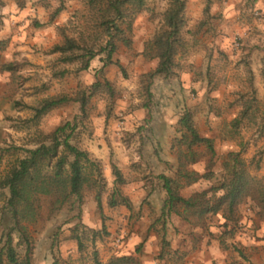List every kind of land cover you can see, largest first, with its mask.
Returning <instances> with one entry per match:
<instances>
[{"label":"rangeland","instance_id":"374dc122","mask_svg":"<svg viewBox=\"0 0 264 264\" xmlns=\"http://www.w3.org/2000/svg\"><path fill=\"white\" fill-rule=\"evenodd\" d=\"M1 1L38 5L29 24L20 23L21 29L51 35L36 54L51 53L54 45L64 42L60 28L77 37L87 10L81 0ZM255 1L186 0L185 45L176 56L175 72L155 76L151 83L145 75L155 70L158 59L144 50L162 25L170 0H148L147 8L133 19V29L122 24L125 30L111 64L104 65L97 56L81 70L79 61L64 62L57 52L46 73L15 51L6 64L13 65L14 107L21 111L23 106V114L7 115L5 125L13 128L0 132V180L26 155L25 149L66 121L75 125L74 143L90 152L101 174L94 185L84 188L81 199L74 198L61 209L52 197L40 196L38 218L26 223L28 240L13 234L18 256L14 264L27 258L31 264H54L56 259L59 264H110L124 255L134 259L129 264H264V208L255 199L243 197L231 214L210 212L200 218L179 206V213L163 214L167 192L160 178L165 174L184 184L179 169L194 172L200 179L180 187L181 195L189 197L213 186L228 154L240 151L249 173L264 183V12ZM59 7L63 9L52 20ZM3 41L0 48L7 44ZM97 80L110 81L115 95L101 88L82 110L73 98L84 90L89 96L88 87ZM63 96L69 100L35 118L32 107ZM246 104L252 107L236 126L233 121ZM186 112L201 135L213 140L214 153L205 144L189 149L187 130L180 122ZM113 165L121 170L124 183L116 182ZM207 173L212 176L204 177ZM115 190L119 201L129 199V206L123 202L110 206ZM8 195V189L0 188V209ZM76 226L81 247L73 237ZM3 233L4 226L0 264H13L2 249ZM139 245L141 252L136 251Z\"/></svg>","mask_w":264,"mask_h":264},{"label":"trees","instance_id":"16d2710c","mask_svg":"<svg viewBox=\"0 0 264 264\" xmlns=\"http://www.w3.org/2000/svg\"><path fill=\"white\" fill-rule=\"evenodd\" d=\"M81 1L87 6L83 16L82 30L77 37H74L68 35L64 28H60L64 42L54 45L51 53L59 52L60 60L64 62L79 61L81 70H87L91 61L97 56L103 58L104 65L114 63L113 54L117 50V40L122 39L125 30L122 24H126L128 30L133 29L131 27L133 19L147 8L148 0ZM0 4L4 3L0 0ZM185 8L186 0H170L169 6L163 13L162 25L157 29L153 38L146 43L145 54L158 59L155 70L145 75L150 80L149 83L155 76L170 77L175 72L176 56L185 45L183 38V29L186 24ZM62 9L63 7L56 9L52 20ZM36 25L40 26V23ZM4 68L12 70L13 65L6 64ZM88 88L90 89L89 96L84 90L73 98L74 101L80 102L82 110L85 109L88 99L101 88L106 90L109 96L115 95L112 83L107 80L105 82L97 80ZM68 100L69 98L64 96L44 99L40 106L32 107L35 110V118L42 117ZM251 107L252 104L249 107L246 104L241 116L233 121L236 126L240 124L242 118L247 117ZM180 122L187 130L184 138L190 150L194 145L205 144L214 153L213 140L201 135L189 112L181 117ZM74 131L75 125L71 121L59 125L42 137L35 147L25 149L26 155L19 158L9 169L5 178L0 180V188L9 191L0 209V227L4 226L3 237H5L2 249L6 250L7 258L13 264L18 263L13 234L18 232L22 238L28 240L26 223L38 218L40 196L52 197L54 206L61 209L67 204H72L74 198L81 199L84 188L94 185L97 174H101L100 166L91 158L90 152L74 143ZM247 167V163L240 156V151L230 152L223 164L221 178L209 189L196 192L189 197L181 195L180 187L197 182L200 176L186 170L184 166L178 171L180 177L185 179L184 184L165 174L160 175L167 192L163 214L165 211L167 214L173 211L179 213L178 206L184 208L185 212L196 214L200 218L210 212L215 214L224 211L231 214L240 200L247 195H250L264 208V183L254 178ZM113 172L117 183L125 182L121 170L116 165H113ZM211 176V173L204 174L206 178ZM117 193L118 191L115 190L111 195L110 206H116L121 202L129 206V199L123 197L122 201H119ZM96 199L98 205L101 206L100 191L96 192ZM73 232V237L78 240L81 247L82 237L78 233V226L73 228ZM141 250L142 246L139 245L136 251L141 252ZM131 262H134V259L129 255H124L116 257L110 264ZM23 264H31L29 258ZM54 264H59L57 259Z\"/></svg>","mask_w":264,"mask_h":264},{"label":"crops","instance_id":"0c3cea01","mask_svg":"<svg viewBox=\"0 0 264 264\" xmlns=\"http://www.w3.org/2000/svg\"><path fill=\"white\" fill-rule=\"evenodd\" d=\"M254 6L264 12V0H256ZM34 7L37 8L38 5L34 6L26 3L23 6H19L6 2L2 5L0 12L3 20V22H0V43L10 38L9 43L3 41L7 44L0 48V132L2 130L10 131L13 128V126L5 125L7 115L23 114V106L20 107L21 111L14 107V100L16 99L13 96L14 79L11 71L4 68L8 60L14 56L16 50H20L21 54L26 55L31 62H35L38 65L37 69L48 73L49 69L53 67V65L51 67L48 65L50 58H55L58 54L57 52L35 53V49H40L41 44L47 45L50 42L51 35H47L46 31H36L33 28L21 29L20 23L29 24L30 16L35 12ZM54 42L55 39L52 38L51 43ZM56 77L54 74L51 76L53 82H56ZM24 98V102L27 103L28 98Z\"/></svg>","mask_w":264,"mask_h":264}]
</instances>
